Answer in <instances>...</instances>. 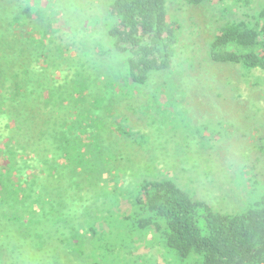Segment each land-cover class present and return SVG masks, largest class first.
<instances>
[{"label":"trees","instance_id":"obj_1","mask_svg":"<svg viewBox=\"0 0 264 264\" xmlns=\"http://www.w3.org/2000/svg\"><path fill=\"white\" fill-rule=\"evenodd\" d=\"M173 1H8L0 33V188L16 229L0 242V264L18 255L13 242L37 238L28 205H40L54 229L63 227L60 237L39 239L50 264H264L260 159L243 178L246 199L222 210L181 186L157 158L139 166L128 154L131 146L155 150L153 133L137 128L145 118L147 127L178 129L179 110L191 109L180 107L187 92L172 68L183 33ZM182 1L236 10L214 31L208 61L264 73L263 2ZM94 4H102V15L88 13ZM61 20L100 28L86 31L88 43H48L58 33L75 36ZM18 29L35 42L20 43Z\"/></svg>","mask_w":264,"mask_h":264},{"label":"rangeland","instance_id":"obj_2","mask_svg":"<svg viewBox=\"0 0 264 264\" xmlns=\"http://www.w3.org/2000/svg\"><path fill=\"white\" fill-rule=\"evenodd\" d=\"M8 1L0 0V33L7 27L6 18L11 12L8 10L11 7H7L10 4ZM82 1L88 3L89 0ZM262 2L264 3V0H255L254 6L258 7ZM221 9L222 5L217 1L207 2L201 7L187 6L180 0H174L171 4L170 13L180 18L179 21L183 25L179 50L173 59L172 68L183 75L180 80L175 79L181 81L187 92L185 96L179 97L182 99L180 107L191 109L179 110L182 116L179 118L178 129L169 128L167 125V128L163 127V131L157 130L160 126L148 128L146 122L149 118H145L144 124L137 128L153 133L155 150L147 153L131 146L128 154L135 158L139 166H145L153 157L157 158L159 168L165 173H172L181 186L192 187L199 197L222 210H235L246 199L243 178L247 176L248 166L260 159V167L264 169V156L260 153L264 146V73L260 70L245 72L238 66L213 65L208 61V44L214 31L225 20L234 19L239 15L234 9L227 10L224 14ZM102 12V4H94L88 11L96 15H102ZM61 21L59 27L67 26L63 32L70 31L69 27H73L76 29L75 36L58 33L57 35H61L60 39L55 40V37L48 36V43H88L89 32L86 31L100 28L86 20L83 23L73 21L65 24L64 20ZM40 25V22H36L37 31H41ZM14 32L20 43L35 42L31 37H27V30L18 29ZM91 32L98 37L97 31ZM89 36L92 37L90 34ZM36 37L40 40V33ZM10 38L14 37L11 35ZM40 43L47 42L41 40ZM0 46H3L1 37ZM0 66L3 67V61H0ZM162 80L163 75L157 81ZM215 132L220 133V136L211 138ZM118 140L124 150L123 139ZM0 162L3 164V159L0 158ZM3 170L2 167V173ZM237 178L240 183H236ZM2 201L3 192L0 188L1 243L6 237L4 235L14 237L16 229V224L7 220L9 215L5 211L8 208H5ZM90 208L95 209L94 206ZM28 209L34 221L32 235L37 238L13 242L18 248V255L8 257L5 264L51 263L41 251L45 247L41 240L60 237L58 232L64 231L63 227L56 228L59 229L56 232L54 223L47 221L40 205H28ZM28 221L29 219L24 217L23 222ZM51 228L53 229L50 230ZM8 241L6 238V242ZM58 246L61 247L56 243V247Z\"/></svg>","mask_w":264,"mask_h":264}]
</instances>
